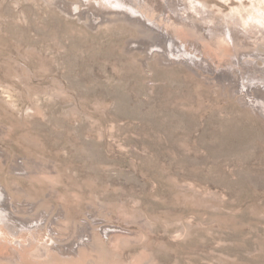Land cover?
Segmentation results:
<instances>
[{"label":"rangeland","instance_id":"rangeland-1","mask_svg":"<svg viewBox=\"0 0 264 264\" xmlns=\"http://www.w3.org/2000/svg\"><path fill=\"white\" fill-rule=\"evenodd\" d=\"M164 1L0 0V264H264V0Z\"/></svg>","mask_w":264,"mask_h":264},{"label":"bare ground","instance_id":"bare-ground-1","mask_svg":"<svg viewBox=\"0 0 264 264\" xmlns=\"http://www.w3.org/2000/svg\"><path fill=\"white\" fill-rule=\"evenodd\" d=\"M100 1H108L109 3H113V4L120 5V6H124V7L127 6L130 9H133V10L137 11L138 13H139V10H137L135 8L136 7V4H138V3L141 4V5H143V6H146L148 4V5H151L152 8L153 7H156V9L157 8H161V10L163 9L165 11L167 9V4H166V2L164 0H100ZM147 7H149V6H147Z\"/></svg>","mask_w":264,"mask_h":264}]
</instances>
